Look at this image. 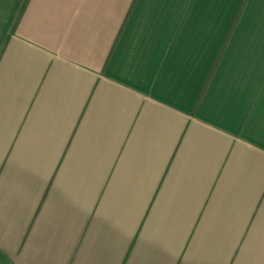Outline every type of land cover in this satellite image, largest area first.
<instances>
[{
    "label": "crops",
    "instance_id": "1",
    "mask_svg": "<svg viewBox=\"0 0 264 264\" xmlns=\"http://www.w3.org/2000/svg\"><path fill=\"white\" fill-rule=\"evenodd\" d=\"M243 3L0 0V264H264Z\"/></svg>",
    "mask_w": 264,
    "mask_h": 264
},
{
    "label": "trees",
    "instance_id": "2",
    "mask_svg": "<svg viewBox=\"0 0 264 264\" xmlns=\"http://www.w3.org/2000/svg\"><path fill=\"white\" fill-rule=\"evenodd\" d=\"M246 1L247 0H244V3H243V5H242V8L244 7V5L246 4ZM242 8H241V10H242ZM241 10H240V12H239V15H240V13H241ZM239 15H238V17H239ZM238 17H237V19H238ZM237 21V20H236ZM213 72H214V69H213Z\"/></svg>",
    "mask_w": 264,
    "mask_h": 264
}]
</instances>
